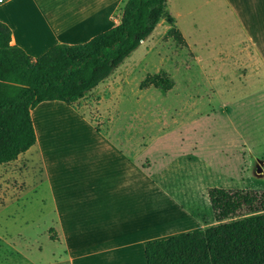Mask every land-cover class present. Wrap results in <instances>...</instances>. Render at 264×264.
I'll list each match as a JSON object with an SVG mask.
<instances>
[{"label":"crops","instance_id":"obj_1","mask_svg":"<svg viewBox=\"0 0 264 264\" xmlns=\"http://www.w3.org/2000/svg\"><path fill=\"white\" fill-rule=\"evenodd\" d=\"M125 1L1 0L0 22L11 31V45L36 59L55 45L83 44L110 30L119 23ZM197 4H222L246 51L264 70V0ZM98 86L82 106L40 103L30 112L35 144L16 161L0 165V208L23 200L24 216V205L26 210L38 205L37 213L50 217L44 233L51 232V242L60 247L42 261L25 253L2 230L0 264H146L145 244L207 227L177 194L167 166L151 159L152 147L138 143L135 130L116 126L120 117L130 115L120 107L123 99L113 98L108 108H100L99 95L105 88L96 90ZM91 104L102 117L109 116L107 124L99 126L84 114ZM234 131L240 147L228 143L220 153L243 166L249 160L246 141ZM250 156L259 161L256 166L262 172L264 158ZM16 184L23 189L17 190ZM15 236L22 239L18 232Z\"/></svg>","mask_w":264,"mask_h":264},{"label":"rangeland","instance_id":"obj_2","mask_svg":"<svg viewBox=\"0 0 264 264\" xmlns=\"http://www.w3.org/2000/svg\"><path fill=\"white\" fill-rule=\"evenodd\" d=\"M184 1H168L166 11L172 23L161 20L148 40L96 90L105 88L99 95L103 102L100 108L123 99L120 107L130 115L125 120L120 117L116 126L135 130L136 141L152 147L151 159L162 160L168 174L172 173L177 194L199 215L200 224L209 227L215 224L207 198L209 188L264 190V169L261 172L256 166L259 161L250 156L264 158V70L246 51L236 24L222 4ZM171 27L181 32L186 46L165 37ZM155 74H163L172 82V90H139L144 77ZM88 96L78 105L82 106ZM83 112L99 126L109 120L93 104ZM234 130L246 141L249 160L243 166L220 153L228 143L239 146ZM35 168L39 170L37 161ZM15 188L23 189V185L16 184ZM24 202L0 208V231H6L28 255L46 260L51 251H60L48 238L51 232L49 236L44 233L50 217H41L35 204L27 210L24 205L25 214L20 216ZM17 232L22 239L15 236Z\"/></svg>","mask_w":264,"mask_h":264},{"label":"trees","instance_id":"obj_3","mask_svg":"<svg viewBox=\"0 0 264 264\" xmlns=\"http://www.w3.org/2000/svg\"><path fill=\"white\" fill-rule=\"evenodd\" d=\"M167 0H126L110 30L79 45L53 46L36 59L11 45L0 22V165L16 161L35 144L30 112L40 103L74 106L107 79L161 20H172ZM166 38L186 46L171 27ZM172 90L163 74L147 75L139 89ZM215 224L144 245L146 264H264V191L209 188ZM51 239V236H50Z\"/></svg>","mask_w":264,"mask_h":264},{"label":"built area","instance_id":"obj_4","mask_svg":"<svg viewBox=\"0 0 264 264\" xmlns=\"http://www.w3.org/2000/svg\"><path fill=\"white\" fill-rule=\"evenodd\" d=\"M0 2H1V0H0Z\"/></svg>","mask_w":264,"mask_h":264}]
</instances>
